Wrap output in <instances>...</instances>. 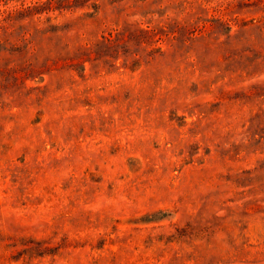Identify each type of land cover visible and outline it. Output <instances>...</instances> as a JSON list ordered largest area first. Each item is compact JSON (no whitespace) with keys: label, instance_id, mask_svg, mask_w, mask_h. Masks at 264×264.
Listing matches in <instances>:
<instances>
[{"label":"rangeland","instance_id":"1","mask_svg":"<svg viewBox=\"0 0 264 264\" xmlns=\"http://www.w3.org/2000/svg\"><path fill=\"white\" fill-rule=\"evenodd\" d=\"M95 3L0 31V264H264V0Z\"/></svg>","mask_w":264,"mask_h":264},{"label":"trees","instance_id":"2","mask_svg":"<svg viewBox=\"0 0 264 264\" xmlns=\"http://www.w3.org/2000/svg\"><path fill=\"white\" fill-rule=\"evenodd\" d=\"M91 1H94L93 5H88ZM97 1L98 0H0V3H4L5 5H9L10 3H21L18 9L0 12V31H10L14 28V24L25 16L26 18H34L55 13H58L60 16L66 10H77L85 8L86 6L97 10L99 9L98 5L95 3ZM57 18L58 16L55 19ZM38 23L46 26V28L43 30L29 28L27 31H54L56 30L55 28H58L51 25L52 17H48L44 21L38 18ZM22 31L24 30L22 29Z\"/></svg>","mask_w":264,"mask_h":264}]
</instances>
